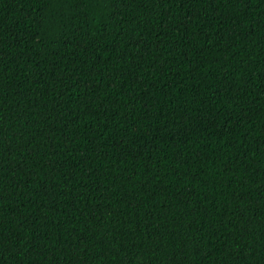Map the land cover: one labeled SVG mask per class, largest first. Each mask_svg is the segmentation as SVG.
<instances>
[{"label":"trees","instance_id":"1","mask_svg":"<svg viewBox=\"0 0 264 264\" xmlns=\"http://www.w3.org/2000/svg\"><path fill=\"white\" fill-rule=\"evenodd\" d=\"M0 264H264V0H0Z\"/></svg>","mask_w":264,"mask_h":264}]
</instances>
